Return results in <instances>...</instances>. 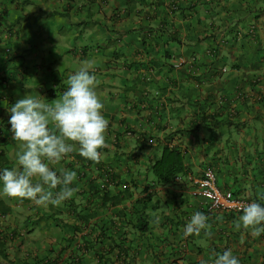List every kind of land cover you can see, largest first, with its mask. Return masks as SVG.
Listing matches in <instances>:
<instances>
[{
  "label": "crops",
  "instance_id": "obj_1",
  "mask_svg": "<svg viewBox=\"0 0 264 264\" xmlns=\"http://www.w3.org/2000/svg\"><path fill=\"white\" fill-rule=\"evenodd\" d=\"M9 1L21 20L0 23L9 168L18 146L8 109L25 95L51 103L85 62L109 125L99 163L73 153L55 166L77 172L71 199L1 202L3 264H211L226 249L264 264V234L236 230L240 214L209 211L187 178L162 184L151 172L162 148H175L193 180L211 168L221 190L264 205V0ZM197 211L211 239L183 236Z\"/></svg>",
  "mask_w": 264,
  "mask_h": 264
},
{
  "label": "clouds",
  "instance_id": "obj_2",
  "mask_svg": "<svg viewBox=\"0 0 264 264\" xmlns=\"http://www.w3.org/2000/svg\"><path fill=\"white\" fill-rule=\"evenodd\" d=\"M3 10L0 9V14L5 20ZM9 25L4 28L7 29ZM10 51L8 47L1 49L5 58H10ZM67 85V89L51 103L45 102L46 99L40 95L39 98L25 95L8 109L11 139L18 147L11 168L7 165L6 157L7 161L1 162L4 168L0 170V199L4 196L28 200L36 206H60L78 191L72 187L77 180V172L55 166L70 158L73 153L94 163L101 161V150L108 148L106 132L109 121L103 115L105 105L97 92L98 79L93 65L85 62L68 77ZM0 126H4L1 121ZM185 178L188 180L191 177L188 174L177 175L172 182H181ZM188 181L193 183V179ZM238 207L242 214L238 213V219L233 222L234 228L243 229L253 238L264 234V205L253 201ZM208 219L204 213L195 212L184 226L183 236H199L203 232L206 238L211 239L212 225ZM1 221L2 218L0 241L4 238L1 234L4 227ZM0 259L2 264L6 260L1 254ZM200 264L207 262L201 260ZM211 264L240 262L231 249H226L222 254L217 253Z\"/></svg>",
  "mask_w": 264,
  "mask_h": 264
},
{
  "label": "built area",
  "instance_id": "obj_3",
  "mask_svg": "<svg viewBox=\"0 0 264 264\" xmlns=\"http://www.w3.org/2000/svg\"><path fill=\"white\" fill-rule=\"evenodd\" d=\"M173 67H180L187 64V60L183 58L173 59ZM175 63V64H174ZM223 71H225L223 69ZM188 180L192 181L191 178ZM195 189L193 195L203 199L210 211L234 212L240 213L239 205L253 202L236 196L231 191H221L216 185V177L211 168H205L201 176L193 180Z\"/></svg>",
  "mask_w": 264,
  "mask_h": 264
},
{
  "label": "trees",
  "instance_id": "obj_4",
  "mask_svg": "<svg viewBox=\"0 0 264 264\" xmlns=\"http://www.w3.org/2000/svg\"><path fill=\"white\" fill-rule=\"evenodd\" d=\"M0 15V21L4 20L3 15ZM1 79L0 83L3 82V80ZM0 143L5 144L6 139L0 137ZM2 161H7L5 158L4 150H0V170L4 168L1 163ZM151 172L153 173L155 178L162 184L171 183L173 181L174 176L186 175L187 172L185 171V166L183 164L182 153L179 150H176L175 148H169L168 146H164L161 150L160 158L151 165ZM0 208H3L2 210L0 209V216L4 215L9 210L8 208H4L1 202ZM3 246L4 241H0V254L4 257ZM4 258L6 259V256Z\"/></svg>",
  "mask_w": 264,
  "mask_h": 264
},
{
  "label": "rangeland",
  "instance_id": "obj_5",
  "mask_svg": "<svg viewBox=\"0 0 264 264\" xmlns=\"http://www.w3.org/2000/svg\"><path fill=\"white\" fill-rule=\"evenodd\" d=\"M0 2H2V3L7 5V9H8L7 12L9 13L8 15H10V16H7V19L9 20L8 22H6L5 20L4 21H0L1 25H4V24H15L16 25V24L20 23L21 20H16V19L13 18L15 16H19V14H18L19 12H14V11L11 10L12 9V2L9 1V0H1ZM28 21H29V19H27L26 22L24 21L25 24H27ZM24 28L25 27H23V29ZM1 198H2V199H0L1 202L5 201V200L8 201V199L5 198L4 196H1ZM1 259H0V264H1Z\"/></svg>",
  "mask_w": 264,
  "mask_h": 264
}]
</instances>
